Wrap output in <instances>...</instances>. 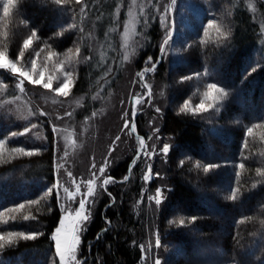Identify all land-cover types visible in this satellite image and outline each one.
<instances>
[{
  "label": "trees",
  "instance_id": "1",
  "mask_svg": "<svg viewBox=\"0 0 264 264\" xmlns=\"http://www.w3.org/2000/svg\"><path fill=\"white\" fill-rule=\"evenodd\" d=\"M126 1L120 0L123 5ZM84 2L97 4L95 0ZM207 3L211 4L208 8ZM114 5L115 1L109 0L102 7L101 16L107 21ZM80 6L76 0L62 5L53 0H15L5 17L0 5V48L6 49L13 62L33 57L42 60L47 52H63L73 46L80 50L84 12ZM202 8L198 18L207 20L212 8L213 19H223L221 33L228 35L191 41L173 67L159 59L164 28L155 7L148 8L145 40L133 65L136 70L150 68L148 58L152 63L159 59L152 76L167 88V105L160 116V131L171 142L163 163L164 195L159 210L135 205L144 172L143 164L134 163L135 148L131 150L109 170L113 184L82 233L81 264H141V240L154 226L161 243L173 245V264H264V175L257 174L258 170L264 172V32L247 0H206ZM195 31L189 28L185 36ZM29 37L32 43L25 50L23 42ZM92 64H79L76 92L92 88L91 94L101 83L107 87L117 81ZM189 76L192 79L182 82ZM0 82L6 96L16 94L12 74L5 69H0ZM209 83L226 93L219 110L181 111L185 101H193L192 92L202 91ZM89 103L83 111L89 109ZM142 118V113L135 117L139 136H145ZM24 126V121L0 109V139ZM53 158L51 137L31 156L0 157V234H36L30 240L14 236L12 243L0 241L4 245L0 264H49L55 258L52 234L61 210L55 194H46L48 184L54 181ZM209 165L215 167L205 173L204 167ZM123 186H127L124 191ZM233 189H238L235 200L231 199ZM20 204L25 207L10 211ZM24 216L30 218L24 220Z\"/></svg>",
  "mask_w": 264,
  "mask_h": 264
},
{
  "label": "rangeland",
  "instance_id": "2",
  "mask_svg": "<svg viewBox=\"0 0 264 264\" xmlns=\"http://www.w3.org/2000/svg\"><path fill=\"white\" fill-rule=\"evenodd\" d=\"M95 1L96 6L93 3L87 5L84 0H80V8L84 12L81 14L83 27L82 47L79 55L76 54L77 47L73 46L63 52H51L55 53L51 59H48L50 52H47L42 60L33 57L34 59L22 58L21 62H13L7 56L6 49L0 48V53L4 54L3 57H0V62L7 59L15 63L18 68L32 73V61L35 60L36 72L32 73L35 78H39L41 71L44 72V82L47 81L49 75L54 76L51 90L43 88L42 85H33L24 81V92L21 93L16 88L20 78L5 69L6 72L12 74L15 81L16 94L14 96H6V88L0 82V109H5L17 120L25 122L24 128L16 132L15 136L12 133L8 138L0 139V157L23 154V152L13 151V149H24V151H31L34 154L38 148L45 147L48 140L50 141V137L52 138L54 181L48 184L46 194H55L57 199V191H59L61 203L70 205L66 210H62L61 203H58L61 217L52 236L56 234V229L61 227L62 218H64V226L71 227L70 217H74L79 199L87 191V182L95 179L93 173L99 176V168L105 166L107 160L105 173L96 180L94 185L95 193L92 199L95 202L91 205V219L104 192L113 184L110 182L105 188L102 186V180L111 178L108 174L109 170L129 155L134 148L136 150L133 158L134 163L139 161L143 164L144 175L149 173V166H151V179L146 182L143 178L141 194L137 197L135 205L143 204L146 210L155 208L159 210V205L155 204L156 192L161 190L163 198L165 190L163 173L165 155L161 149L165 144L169 146L171 144L168 136L160 131V116L167 105V88L164 82L154 79L152 71L145 72L147 67L136 70L133 65L138 49L145 40L146 20L149 17L148 8L155 7L154 11L158 16L159 25L164 28L163 38L165 39L166 28L172 33L169 45L166 46V53L163 55V59L169 67L177 65L181 61L183 50L190 45L191 41L219 34L216 32V27L220 28V32L224 29L223 19L217 22L213 19L216 14L212 8L208 11L207 20L202 22L198 18L200 11L204 10L202 6L206 0H127L124 5L120 0H114L115 5L108 21L106 16H101V14L104 11L102 8L104 3L109 0ZM247 2L251 11L256 12L264 32V9L260 6L264 4V0H247ZM3 3L4 0H0L2 10ZM151 3L154 5H150ZM88 6L91 11L87 9ZM210 6V3L206 4V8ZM165 7L168 8L167 12L164 11ZM161 15L166 17L163 23ZM107 17L109 16L107 15ZM210 23L215 27L209 28ZM189 28L196 30V35L191 33L189 37H186L185 33ZM205 28H207V35H205ZM125 54H128L127 60L124 59ZM86 63L89 65L93 63L92 68H99L102 75H114L115 80L118 78L117 81L114 85L107 84L108 89L105 83H101L91 94L89 91L92 88L87 92L83 90L76 92L74 84L79 75L78 66ZM57 68H60V71H57ZM66 71L73 73L71 79L74 83L68 96H59L56 94L55 88L63 79ZM138 73H144L143 81ZM145 83L149 87H143L142 85ZM207 90V86L202 91L194 90L192 92L193 101L189 104V108H195V105L204 99L203 94ZM149 92L151 93L150 98ZM89 101L91 102L89 103ZM86 102L90 104L89 109L83 111L82 108ZM205 102L210 101L206 100ZM220 106L221 99L208 112H214ZM157 108L160 110L159 112L156 111ZM133 111L136 113L135 116H133ZM138 113L143 114L145 136L137 135L135 117ZM125 121H127V127H125ZM133 123L135 124L134 132L132 131ZM26 128L28 132L20 135ZM157 129L158 131H154ZM156 136H159L160 139L157 140ZM22 137H26L25 140L22 141ZM150 137L151 139H149ZM8 139L13 141L14 145ZM141 139L145 142L146 151L141 148ZM153 148H155V152H153ZM148 153H152L151 158ZM69 173H71V177ZM57 181L60 182L58 190L53 187ZM78 185L79 192L76 191ZM221 187L223 186L221 185ZM49 188L53 189L50 194L48 193ZM126 188L127 186H123L121 190L124 191ZM64 189L68 191L65 192ZM149 197L152 199L150 200ZM82 233L83 231L80 232V244ZM25 235H29V233ZM157 239L161 238L154 226L153 230L147 232L141 240V264H155L157 259L161 261V264H173L171 262L173 257L171 252L175 251L173 245L167 241V243H160V247H156ZM80 244L76 253V264H81L83 261L79 256ZM54 262L59 264V258L55 256L49 264H54Z\"/></svg>",
  "mask_w": 264,
  "mask_h": 264
},
{
  "label": "snow or ice",
  "instance_id": "3",
  "mask_svg": "<svg viewBox=\"0 0 264 264\" xmlns=\"http://www.w3.org/2000/svg\"><path fill=\"white\" fill-rule=\"evenodd\" d=\"M53 2L57 5H62L65 3H69L70 0H53ZM76 3H80V0H76ZM15 4V0H4L3 3V14L5 17H7L10 13V11L12 10V8L14 7ZM165 12L168 11V8L165 7L164 9ZM166 20V17L164 15H161V21L162 23ZM209 28L211 27H215L214 24L210 23L208 25ZM127 28V26H126ZM216 32L220 33L221 36L226 37L228 35V33L224 32L221 33L220 32V28L216 27ZM37 33L35 31L32 32V36H36ZM205 35H207V28H205ZM172 37V33L166 28L165 29V39L163 41V43L160 46V52H161V57L159 59L163 58V55L166 53V46L169 45L170 39ZM32 43V39L31 37H29L28 39L24 40L23 42V48L26 50ZM80 50L79 48L76 49V54L79 55ZM22 54V53H21ZM3 53H0V57H3ZM55 55V53H49L48 55V59H51L52 56ZM124 59L127 60L128 59V54H125ZM159 59L156 61V63H152V58L149 57L148 60L146 61L147 64H151L152 67L150 69L146 68L145 72L147 71H155L158 63H159ZM0 69H6V70H10L11 73L14 76H18L19 82L16 84V88L20 90L21 93L24 92V81H27L29 84H33V85H42L43 88L45 89H49L51 90L53 88V79L54 76L53 75H49L47 77V81L44 82L45 80V76H44V72H40L39 73V78H35V76L32 73L36 72V61L33 60L32 61V73H30L29 71L26 70H22L20 68H18L16 66L15 63L5 59L3 62H0ZM57 71H60V68H57ZM73 73L71 71H66L64 72V76L63 79L59 81L57 87L55 88V92L57 95L59 96H68L69 92H70V88L72 86V84L74 83V81L71 79ZM138 75L140 76L141 80L143 81L144 78V73H138ZM187 79H192L191 76L189 77H184L182 78V82L183 80H187ZM143 87H149V85H147L146 83L142 85ZM207 91L204 92V99H201L200 102L198 104L195 105L194 109L189 108V104L187 101H185L183 107L181 108V111H192L194 114L195 113H203V112H207L210 108L214 107V104H216L220 99H222L226 93L224 92V90L222 88L217 87V85L215 83H209L207 85ZM218 94V95H216ZM148 96L150 98L151 93H148ZM210 101L208 103H206L205 101ZM219 110V109H217ZM157 112H159L160 110L157 108L156 109ZM135 111H133V116H135ZM125 127H127V121H125ZM55 131V129H54ZM132 131H135V124L133 123L132 126ZM154 131H158L154 130ZM248 133L250 134L252 132L251 128H248ZM28 132V129L26 128L24 133H20V135H24L25 133ZM16 133H13V136H15ZM157 140L160 139L159 136L155 137ZM117 139H119V137H117ZM151 139V137L149 138ZM140 145L141 148L143 150L146 151L145 148V142L143 139H141L140 141ZM246 146V145H245ZM170 150V146L165 144L163 146V148L161 149V152L165 155V158L167 156V153ZM13 151H21L23 152L24 155L26 156H31L33 155V152L31 151H24V149H13ZM153 152H155V148H153ZM152 153H148L149 158H151ZM183 163V162H181ZM108 161H105V166H102L99 168V176H97L96 173H93V176L95 177V179L90 180L87 182V191L85 193H83L81 195V198L79 199L78 202V207L75 209V215L74 217H70V219L72 220L71 223V227L70 228H66L64 226V218L61 219V227H58L56 229V234L53 236V240L55 241V256L59 258V264H76L77 261V250H78V245L80 244V232H82L84 230V226L86 225L87 221L90 219L91 216V205L95 202L94 199H92L94 197V193H95V182L97 179H100V177L103 176V174L106 171V167H107ZM244 165L241 164L240 167H243ZM57 167L59 168V165H57ZM215 167V165H209L204 167V172L207 173L210 171L211 168ZM93 168H95V165H93ZM258 175H264V172H261L258 170L257 172ZM237 175H239L237 173ZM69 176L71 177V173H69ZM127 179V177L125 178ZM151 179V166H149V173L144 175V180L147 182ZM113 182L111 180V178H106L102 180V186H104L106 188V186L110 183ZM54 188H56L57 190L60 188V182L57 181V184L53 186ZM53 191L52 188L48 189V193L50 194ZM65 192H67V189H64ZM77 192L80 191L79 185L77 186L76 189ZM238 198V189H233L232 190V195H231V199L235 200ZM149 199L151 200L152 197H149ZM57 202L61 203L60 200V194L59 191H57ZM162 202V191L161 190H157L156 192V197H155V204L156 205H160ZM31 203H37V201H31ZM70 205H67L66 203H61V208L62 210H66L67 207H69ZM25 207L24 204H20L18 206V208L16 209H11L10 211H19L20 209H23ZM30 217L29 216H24V220H28ZM33 219L35 217H32ZM14 219V218H13ZM181 224L184 223L183 220L180 221ZM14 236H19L21 239H25V240H30V239H35L36 238V234H31V235H25L23 232H9L7 234V237L0 235V241H4L7 240L8 243H12V238ZM99 234L97 236V239H99ZM160 243L161 241L159 239L156 240V247H160ZM3 244H0V248H3ZM142 251H143V246H142ZM55 264V262H54ZM155 264H161V261L159 259H157L155 261Z\"/></svg>",
  "mask_w": 264,
  "mask_h": 264
}]
</instances>
